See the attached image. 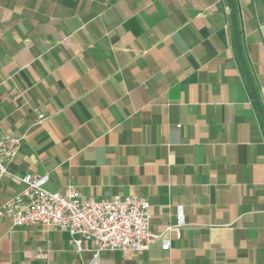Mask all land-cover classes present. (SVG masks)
<instances>
[{"label": "crops", "instance_id": "obj_1", "mask_svg": "<svg viewBox=\"0 0 264 264\" xmlns=\"http://www.w3.org/2000/svg\"><path fill=\"white\" fill-rule=\"evenodd\" d=\"M5 135L21 144L0 206L25 175L149 202L157 238L99 264H264V0H0ZM90 259L0 219V264Z\"/></svg>", "mask_w": 264, "mask_h": 264}, {"label": "built area", "instance_id": "obj_2", "mask_svg": "<svg viewBox=\"0 0 264 264\" xmlns=\"http://www.w3.org/2000/svg\"><path fill=\"white\" fill-rule=\"evenodd\" d=\"M40 122L44 115H37ZM21 138L0 137V180L10 176L8 166L17 156ZM22 184L21 191L0 206V219H9L13 228L39 226L68 234L69 243L77 253L83 243L90 245L89 264H99L102 252H133L141 254L157 236L149 232L150 204L140 196H114L109 200L84 197L74 185L61 193L48 191V175L14 177ZM176 226L167 227L179 237L183 225L182 206H176ZM169 248L162 239L161 249Z\"/></svg>", "mask_w": 264, "mask_h": 264}, {"label": "trees", "instance_id": "obj_3", "mask_svg": "<svg viewBox=\"0 0 264 264\" xmlns=\"http://www.w3.org/2000/svg\"><path fill=\"white\" fill-rule=\"evenodd\" d=\"M249 94H250V97H251L254 105L257 106V107H259L260 106V103L258 101V98H257L256 93L252 89L249 88Z\"/></svg>", "mask_w": 264, "mask_h": 264}]
</instances>
